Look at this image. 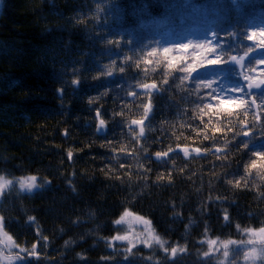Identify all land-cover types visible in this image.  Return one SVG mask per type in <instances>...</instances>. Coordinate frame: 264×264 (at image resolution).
Listing matches in <instances>:
<instances>
[{"label":"trees","instance_id":"obj_1","mask_svg":"<svg viewBox=\"0 0 264 264\" xmlns=\"http://www.w3.org/2000/svg\"><path fill=\"white\" fill-rule=\"evenodd\" d=\"M2 1L0 173L9 179L35 175L40 183L41 178L51 181L33 194L13 189L0 197L5 230L15 243L31 250L39 241V258L26 256L27 264H220L219 253L210 260L203 257L208 248L200 241L206 227L208 238L221 240L240 239L244 233L237 231V224L264 227V180H249L246 188L225 182L226 172L232 180L244 175L247 152L236 154L232 148L231 167L211 152L184 157L185 145L213 148L214 140L203 137L205 132L213 135L217 122L214 118L197 135L204 125L193 119L198 113L191 102L195 97L185 99L187 93L176 87L179 80L169 78L170 89L165 86L162 94L153 93L155 107L145 121L147 139L140 140L147 153L121 124L142 118L144 97L139 94L143 89L136 85L162 79L163 64L145 76L144 60L162 59L163 46L191 40V31L200 37L193 42L204 40L213 30L258 32L264 27V0ZM165 29L175 34L174 41H165ZM253 43L243 40L247 46ZM153 48L161 49L155 57L148 55ZM125 55L132 57L131 62L139 59L140 69L133 63L119 73ZM113 60L117 71L112 77L102 76L103 66H111ZM97 76L100 79H94ZM77 78L81 84L74 90L71 81ZM58 88L64 89L63 99ZM131 91L138 98L127 95ZM104 92L107 95H101ZM96 96L101 99L89 105L88 98ZM97 107L108 122L106 131L96 130ZM121 110L124 115L113 119L112 114ZM248 118L252 119L251 113ZM204 120L207 123L208 117ZM224 123L219 126L223 128ZM233 123L239 130L235 119ZM132 127L138 131V126ZM231 139L232 133H227V140ZM223 141L224 134L216 133V146L224 147ZM169 146L176 149L169 154L170 162L158 161L153 154ZM169 172L171 183L157 181L160 174L167 177ZM126 209L150 219L169 246L186 244L187 253L172 260L159 248L142 246L125 260L121 246L110 250L105 238L116 234L112 222ZM224 210L229 222L223 219ZM28 216H34L36 223L28 226ZM236 255L231 251L229 259L244 264Z\"/></svg>","mask_w":264,"mask_h":264},{"label":"snow or ice","instance_id":"obj_2","mask_svg":"<svg viewBox=\"0 0 264 264\" xmlns=\"http://www.w3.org/2000/svg\"><path fill=\"white\" fill-rule=\"evenodd\" d=\"M235 3V0H233ZM239 8V5H237ZM235 27V26H234ZM260 39L257 42V38ZM253 41L250 46L244 45L243 40ZM109 43H118L109 41ZM129 43H131L129 41ZM246 49V50H245ZM258 49H264V27H261L259 31L247 30H231L226 29L223 33L218 31H211L210 35L202 41L193 42L191 40L187 42L175 43L171 46L162 47V59H146L144 60L145 67L143 73L145 76L151 71L156 72L157 69L163 64L162 79L157 82L152 80L151 82L138 83L136 87L143 89L139 94L144 97V101L140 105L142 109V118L131 119L126 124L121 121V124L127 128L128 133L132 135V138L136 141V145L140 147V150L147 153V148H144L140 144V140H146L145 136V121L149 119L152 114L155 105L153 104V93L160 95L167 89L172 87L169 84V78L173 81L179 80L176 85L177 88H181L187 93L185 99L195 97L191 102L195 104L198 113L194 114L193 119H199L200 123L204 125L202 129L197 131L199 135L200 131H205L212 124L213 119H216V126L212 129L213 135L210 137L206 132L203 139H213V148L202 149L201 147H192L185 145L182 148L184 157H189L193 153L196 156H200L202 153L207 154L211 152L216 156L218 160L229 161L232 148H235L236 154L247 152L249 154V162L244 164V175L238 179H228V173H224L225 182L232 185L234 188L249 187V180L259 178L264 180V52H258ZM161 51L160 48H153L149 56H156V53ZM176 54H173V53ZM233 52L237 54H232ZM183 53V54H180ZM242 53V54H241ZM132 61V57L125 55L122 58L124 66L119 67V73H125L126 67L131 68L133 63L137 69H140V60ZM116 61L111 62V66H103L101 75L104 77H112L117 71L115 69ZM149 65H154L149 68ZM252 65H255L254 67ZM73 75H76L74 72ZM94 79H100V76ZM67 84L68 82L65 81ZM81 84L79 78L71 81L73 89H78ZM61 99H63V88L57 89ZM101 95H107V92ZM132 97H137L136 91L127 93ZM259 96V102L257 101ZM138 98V97H137ZM101 96L89 97L88 104L92 105L99 101ZM235 106L234 108L231 106ZM127 107V105H125ZM195 111V110H194ZM95 117L98 121L96 130L106 131L107 121L101 116V109L99 107L94 109ZM225 114L221 117V114ZM249 113L252 114V119L249 120ZM124 112L121 110L119 113H113V119L116 116H123ZM243 119H240V116ZM208 117L207 123L204 118ZM235 119L239 125L237 130L236 124L233 123ZM224 123V127H220V123ZM138 126L136 131L132 126ZM191 127V124L188 125ZM224 134V147L216 146L215 134ZM227 133H232V139L227 140ZM235 142V143H233ZM177 145V148H180ZM120 151H124L121 149ZM171 146L166 151H159L153 155L158 161L169 163V154L175 152ZM68 158L71 159L73 153L69 151L67 153ZM127 155H132V152H128ZM223 166V165H221ZM123 167V165H121ZM228 167H231V162H228ZM255 170V172H254ZM150 171V169L146 170ZM182 171V169H181ZM42 183H38V177L35 175L24 176L15 179H9L4 174L0 173V197L5 195V190L16 189L18 193L33 194L36 190H42L51 185L50 180L41 178ZM172 182L171 172L165 177L160 174L157 177V181ZM243 182V183H242ZM18 185V189L16 186ZM72 191L76 189L73 186ZM216 199H220L217 197ZM175 207V205H173ZM90 216L94 213H90ZM176 215H179L177 213ZM223 219L225 222H229V215L227 210H224ZM79 221H74L77 223ZM6 218L0 214V264H13L14 261H21L23 264H27L25 257L39 258V253L36 251V244H33L31 250L21 247L16 244L12 236L5 230ZM36 223L34 216L27 217V224L31 226ZM116 226H123V234L117 232L111 238H105L106 244L115 249L116 242H127V247L124 248L123 257L128 260L129 257H133V249L138 244H143L147 248H159L166 254V259L174 260L178 254L183 255L187 253V245H180L174 243L169 246V241L161 236L152 225V221L144 216L132 213L130 210H125L119 218L112 222ZM142 225V230L137 231L136 226ZM236 229L240 233L248 234L249 237L259 236V252L256 247L249 248V251L244 254L245 261H251L255 264L257 258L264 259V227L259 229L253 228H241L239 224L236 225ZM37 232L39 230L37 229ZM208 229L205 228L204 239L200 241L202 245H207L208 250L203 252V257L213 258L216 253H221L223 260L220 264H234L229 259L230 246L233 252H240L243 248H248L250 245H254L257 242L251 238L248 240H233L225 239L221 240L219 237L215 239L208 238ZM41 239L47 241V237L41 236ZM70 241H66L68 245ZM13 248L18 249V252L13 256L11 254L5 255L7 251L11 253ZM83 258V257H81ZM107 259V258H106ZM149 260L152 257L148 258ZM156 264H160L156 261Z\"/></svg>","mask_w":264,"mask_h":264},{"label":"rangeland","instance_id":"obj_3","mask_svg":"<svg viewBox=\"0 0 264 264\" xmlns=\"http://www.w3.org/2000/svg\"><path fill=\"white\" fill-rule=\"evenodd\" d=\"M2 5H3V1L2 0H0V12H1V10H2ZM38 183H40L39 182V180L37 181ZM17 187H18V185H17ZM26 193V192H25ZM136 229H137V231H141L142 230V225H137L136 226ZM123 230H124V228H123V226H117V232L119 231V232H121V234H123ZM116 232V233H117ZM252 239V240H254V241H256L257 243L256 244H254V245H250L248 248H243V250L242 251H240V252H237L238 253V255H236V256H239V257H237L238 259H240L241 260V262H243L244 264H252V262L251 261H245L244 260V254L246 253V252H248L249 251V248H251V247H256V249H257V252H259V247H260V245H259V236H252V237H249V235L248 234H242L241 235V238L240 239H238L237 241H239V240H248V239ZM116 244H117V246H121V247H119L120 249L122 248V249H124V248H126L127 247V242H116ZM145 247L143 244H138L137 245V247L136 248H138V247ZM233 247H235V246H230V252L232 251V248ZM136 248H134V249H136ZM145 248H147V247H145ZM111 249H113V248H110V250ZM133 249V250H134ZM148 249H150V248H148ZM222 251L223 250H221V253H222ZM16 252V251H15ZM14 250L12 249L11 250V253H9V252H5L4 254L5 255H9V254H11V255H13L14 253ZM221 253H219V255H221L222 256V254ZM16 254V253H15ZM14 256V255H13ZM18 262L19 261H14L13 262V264H18ZM264 264V259H261V258H257V260L255 261V264ZM4 264H7V261H5L4 262Z\"/></svg>","mask_w":264,"mask_h":264},{"label":"bare ground","instance_id":"obj_4","mask_svg":"<svg viewBox=\"0 0 264 264\" xmlns=\"http://www.w3.org/2000/svg\"><path fill=\"white\" fill-rule=\"evenodd\" d=\"M196 33L194 31H191L188 33L189 38L193 41L195 39H200V37L198 35H195ZM175 34L173 32L168 33L165 37V41H167V43H170V41H174V36ZM234 256V255H231Z\"/></svg>","mask_w":264,"mask_h":264}]
</instances>
